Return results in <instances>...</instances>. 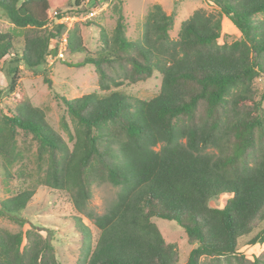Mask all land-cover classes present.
<instances>
[{
	"label": "trees",
	"instance_id": "obj_1",
	"mask_svg": "<svg viewBox=\"0 0 264 264\" xmlns=\"http://www.w3.org/2000/svg\"><path fill=\"white\" fill-rule=\"evenodd\" d=\"M84 1L0 0V15L13 26L0 32L7 93L18 85L20 65L35 72L56 54L65 30L59 20ZM202 1L218 12L193 11L176 39L169 34L174 14L159 5L145 15L141 39L131 41L119 0L111 7V36L101 30L96 52L83 45L81 25L89 23L73 24L66 55H84L76 67H93L98 91L60 98L69 143L27 97L0 109L2 186L8 190L14 177L26 186L0 199V217L22 228L35 190L45 187L65 193L98 231L94 238L78 215L71 217L81 264H180L156 219L176 223L193 246L183 264H264V252L253 260L239 252L243 243L264 244V89L255 85L264 77V0ZM222 16L239 32L233 42H221ZM153 75L160 79L154 97L126 93ZM19 135L36 145L34 173L11 172L23 160ZM99 184L117 193L96 215L88 204ZM221 196L223 206L212 205ZM0 264L59 263L51 241L31 226L0 228Z\"/></svg>",
	"mask_w": 264,
	"mask_h": 264
},
{
	"label": "rangeland",
	"instance_id": "obj_2",
	"mask_svg": "<svg viewBox=\"0 0 264 264\" xmlns=\"http://www.w3.org/2000/svg\"><path fill=\"white\" fill-rule=\"evenodd\" d=\"M119 0H107L106 2H94L85 0L77 14L70 13L66 16H76L77 22L89 25L82 26L83 45L91 52H96L100 48V33L104 30L109 36L115 26L116 16L111 11V7ZM122 12L126 23V37L131 41L141 39V24L145 15L153 5H159L166 13L174 14V26L169 32L172 39H176L181 22L187 19L193 11L202 9L205 12L217 13L218 9L202 0H121ZM64 11H71L64 8ZM94 13L93 16H89ZM76 23V22H75ZM12 25L0 15V32L11 31ZM221 42H233L239 38V32L232 23L222 16ZM84 58L83 54L66 55L62 60L50 62L46 59L41 68L31 72L19 66L20 75L18 85L14 93L9 94L5 91L7 83L8 64L0 67V88L3 92L0 95V109L6 110L7 106H13L22 97H27L30 102L40 108L45 113V118L50 126L69 143L68 134L60 125L62 115L61 97L67 99L80 97L85 94L98 91L97 75L90 65L76 67L78 62ZM8 60L6 61V63ZM72 64L73 66H70ZM154 76V77H153ZM152 78L144 82H139L126 88V93L134 99L148 100L154 97L159 89L160 79L153 75ZM255 85L258 89H264V77H260ZM70 128L72 123L69 122ZM72 130V129H71ZM17 146L22 153V162L15 164L11 168L13 174L17 169H26L30 173L35 171V150L36 145L24 141L22 136L17 137ZM1 177V172H0ZM7 189L2 186L0 179V199L14 194L16 191L25 189L17 177L7 183ZM117 189L110 184H99L92 187V197L88 204V210L93 214L101 215L105 212L109 204L116 197ZM225 196L212 203L214 206H223ZM78 215L82 222L90 229L95 238L98 234L97 229L85 215L77 214L69 197L56 190L39 187L28 203L22 218L26 221L20 228L7 217H0V228L16 233L20 230L25 231L34 226L43 237H47L55 250V255L59 264H81L82 242L74 232L71 217ZM158 226L166 243L174 244L179 252L180 264L185 263L188 253L193 248L189 246L183 230L174 222L156 219ZM261 227L257 224V228ZM239 252L245 258L253 260L264 252V244L249 246L241 244Z\"/></svg>",
	"mask_w": 264,
	"mask_h": 264
},
{
	"label": "built area",
	"instance_id": "obj_3",
	"mask_svg": "<svg viewBox=\"0 0 264 264\" xmlns=\"http://www.w3.org/2000/svg\"><path fill=\"white\" fill-rule=\"evenodd\" d=\"M94 13H90V17L93 16ZM79 19L76 16H64L59 20V22L65 25V30L62 36L59 38V42L57 45V52L56 54H49L46 56V59L50 62H54L56 60H62L65 57L66 48H67V33L73 26L75 22Z\"/></svg>",
	"mask_w": 264,
	"mask_h": 264
}]
</instances>
